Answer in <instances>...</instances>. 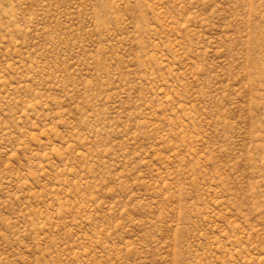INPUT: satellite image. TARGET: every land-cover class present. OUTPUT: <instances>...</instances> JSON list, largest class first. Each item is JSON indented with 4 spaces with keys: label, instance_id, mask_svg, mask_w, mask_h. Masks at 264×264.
I'll list each match as a JSON object with an SVG mask.
<instances>
[{
    "label": "rangeland",
    "instance_id": "374dc122",
    "mask_svg": "<svg viewBox=\"0 0 264 264\" xmlns=\"http://www.w3.org/2000/svg\"><path fill=\"white\" fill-rule=\"evenodd\" d=\"M0 264H264V0H0Z\"/></svg>",
    "mask_w": 264,
    "mask_h": 264
}]
</instances>
